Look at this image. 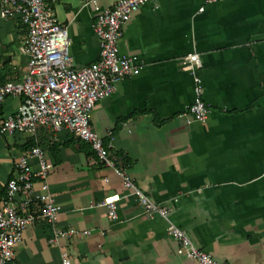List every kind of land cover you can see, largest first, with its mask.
<instances>
[{
    "label": "crops",
    "instance_id": "1",
    "mask_svg": "<svg viewBox=\"0 0 264 264\" xmlns=\"http://www.w3.org/2000/svg\"><path fill=\"white\" fill-rule=\"evenodd\" d=\"M119 1L44 0L67 29L74 69L99 60L93 26ZM27 34L18 18H0V84L26 76ZM118 46L141 71L95 105L90 127L168 218L144 216L119 175L67 133L0 135V202L16 163L37 145L60 208L55 227L78 233L49 244L52 230L39 221L25 230L12 264H62L65 253L72 264H196L177 253L169 224L221 263L264 264V0H154L124 26ZM194 54L210 113L189 125L181 116L194 100ZM22 103L7 98L0 124ZM111 195L120 197L117 222L96 207Z\"/></svg>",
    "mask_w": 264,
    "mask_h": 264
},
{
    "label": "built area",
    "instance_id": "2",
    "mask_svg": "<svg viewBox=\"0 0 264 264\" xmlns=\"http://www.w3.org/2000/svg\"><path fill=\"white\" fill-rule=\"evenodd\" d=\"M153 1L120 0L114 8L101 12L93 26L100 47L99 60L77 70L69 56L67 29L57 23L44 0H0V18H18L28 30L21 50L28 60L26 76L20 83L0 84V107L9 97L22 98L23 103L14 115L1 122L0 135L35 136L41 129L55 135L69 134L89 145L98 161L119 175L123 188L136 199L144 216L166 220L169 210L155 205L135 187L124 165L111 155L90 127L95 105L109 98L125 78L140 73L136 58L122 55L118 43L124 26L141 7ZM96 3L97 0H87L86 5ZM187 62L194 100L181 117L189 125L201 124L206 122L210 111L203 101L199 56H189ZM15 171V177L6 184V198L0 202V264H12L14 250L23 241L25 230L39 221L52 230L49 244L60 237L78 235L73 230L63 232L55 227L60 208L50 194V168L43 150L37 145L32 147L16 163ZM119 201L118 195L107 196L96 207L105 208L109 220L117 222ZM32 205L39 207L38 213L31 212ZM168 235L176 241L177 253L186 254L196 264H224L196 248L186 234L172 224H169ZM62 264H72L66 253L62 256Z\"/></svg>",
    "mask_w": 264,
    "mask_h": 264
},
{
    "label": "trees",
    "instance_id": "3",
    "mask_svg": "<svg viewBox=\"0 0 264 264\" xmlns=\"http://www.w3.org/2000/svg\"><path fill=\"white\" fill-rule=\"evenodd\" d=\"M80 142V141H79Z\"/></svg>",
    "mask_w": 264,
    "mask_h": 264
}]
</instances>
